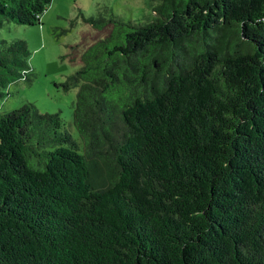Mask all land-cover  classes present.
Masks as SVG:
<instances>
[{
    "label": "trees",
    "instance_id": "16d2710c",
    "mask_svg": "<svg viewBox=\"0 0 264 264\" xmlns=\"http://www.w3.org/2000/svg\"><path fill=\"white\" fill-rule=\"evenodd\" d=\"M49 2L0 0V27ZM151 11L91 17L110 28L64 81L81 144L59 111L0 110V264H264V0ZM29 70L0 36V97Z\"/></svg>",
    "mask_w": 264,
    "mask_h": 264
},
{
    "label": "rangeland",
    "instance_id": "374dc122",
    "mask_svg": "<svg viewBox=\"0 0 264 264\" xmlns=\"http://www.w3.org/2000/svg\"><path fill=\"white\" fill-rule=\"evenodd\" d=\"M159 0H50L33 24L5 21L0 36L21 37L29 48L30 70L8 84L0 97L5 111L31 101L40 110L59 111L73 136L81 138L72 123L77 85L64 86L68 74L81 64L80 53L92 40L106 34L110 24L99 26L94 19L110 12L122 18L143 20L150 17ZM93 17V20L91 19ZM91 176L108 183L114 173L109 156L89 155Z\"/></svg>",
    "mask_w": 264,
    "mask_h": 264
}]
</instances>
